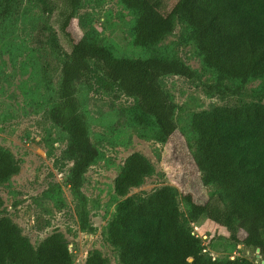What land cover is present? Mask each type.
<instances>
[{
  "label": "trees",
  "instance_id": "obj_1",
  "mask_svg": "<svg viewBox=\"0 0 264 264\" xmlns=\"http://www.w3.org/2000/svg\"><path fill=\"white\" fill-rule=\"evenodd\" d=\"M38 1L47 11L49 1ZM121 1L135 15V46L150 48L161 42L179 18L191 27L198 53L205 66L217 73L220 82L215 87L221 92L239 94L251 80L264 82V0H177L166 13L151 0ZM80 6L81 0H62L58 10L56 22L70 44V52L61 65L57 102L48 116L67 132L62 155L64 161L72 163L67 182L79 201L81 229L92 231L82 206L86 201L82 188L96 154L87 117L77 98V83L136 98L140 117L149 116L159 140L164 141L177 128L174 116L178 105L162 79L167 75L193 79L196 73L180 58L117 57L98 38L74 40L68 27ZM10 11L6 3L0 9V20ZM227 80L237 85L228 87L223 83ZM191 124L198 135L202 181L216 185L218 190L204 203L189 196V218L197 224L212 220L227 228L230 240L244 249L254 253L260 248L264 253V104L216 106L193 113ZM19 171L13 153L0 147V184ZM154 172L151 160L135 152L115 178V193L124 198L108 223L107 238L118 250L122 264H256L248 256L217 258L205 254L203 238L194 233L192 224L187 225L174 187L163 186L140 199L125 197ZM0 264H73V255L63 233L55 232L35 247L17 223L3 216ZM85 264L110 262L94 249Z\"/></svg>",
  "mask_w": 264,
  "mask_h": 264
},
{
  "label": "rangeland",
  "instance_id": "obj_2",
  "mask_svg": "<svg viewBox=\"0 0 264 264\" xmlns=\"http://www.w3.org/2000/svg\"><path fill=\"white\" fill-rule=\"evenodd\" d=\"M48 1L46 11L38 0H0V9L7 3L11 10L0 20V147L10 150L20 166L18 174L0 184V217L8 216L17 223L35 247L49 235L63 233L73 264H85L94 249L110 264H122L118 250L107 238V226L124 198L115 193V178L127 157L139 152L151 160L155 172L125 197L140 199L158 188L172 186L187 225L192 224L194 233L203 238L205 254L217 258L248 256L256 264H264L261 250L258 258L256 251L251 253L230 240L224 226L209 219L197 224L188 216L189 196L194 202L204 203L218 190L216 185L202 181L198 135L191 124L193 113L216 106L264 104L263 80L249 81L239 94L221 92L215 87L220 82L217 73L205 66L198 53L191 27L179 18L161 42L150 48L135 46V15L121 0H81L68 27L70 37L76 41L98 38L117 57L180 58L196 76L188 79L167 75L162 79L178 105L174 116L177 128L164 141L159 140L153 120L147 115L140 117L136 98L77 83V98L87 117L96 154L85 175L82 192L86 201L81 204L94 228L81 229L79 201L67 182L72 163L62 159L68 135L48 116L57 102L61 65L70 52V44L56 22L62 0ZM151 1L164 13L177 2ZM223 83L228 87L237 85L231 80Z\"/></svg>",
  "mask_w": 264,
  "mask_h": 264
},
{
  "label": "water",
  "instance_id": "obj_3",
  "mask_svg": "<svg viewBox=\"0 0 264 264\" xmlns=\"http://www.w3.org/2000/svg\"><path fill=\"white\" fill-rule=\"evenodd\" d=\"M260 250H261L260 248H257V249H256V256H257L258 258L261 257ZM190 260H192V259L190 258ZM262 263H264V260H262Z\"/></svg>",
  "mask_w": 264,
  "mask_h": 264
}]
</instances>
